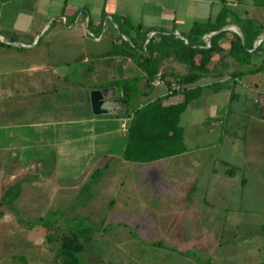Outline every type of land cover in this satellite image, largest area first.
Here are the masks:
<instances>
[{
  "label": "crops",
  "instance_id": "0c3cea01",
  "mask_svg": "<svg viewBox=\"0 0 264 264\" xmlns=\"http://www.w3.org/2000/svg\"><path fill=\"white\" fill-rule=\"evenodd\" d=\"M194 27L206 28L200 47H208L219 31L223 34L214 38L218 50L211 57V69L189 85L202 89L179 122L189 104L200 100L191 111L205 112L204 118L212 115V123L205 122L196 135L213 133L215 140L189 146L186 141L193 132L179 124L186 150L146 163L166 160L157 168L169 192L181 200L170 208L190 223L199 220L191 210L195 205L205 202L212 207L209 197L219 204L218 197L244 183L253 172L251 161L258 149L263 156L259 170H264V0H0V176L7 182L0 184V196L16 181L20 197L36 181H53L57 193L68 188L75 194L95 172L103 178L118 177L128 162L121 153L129 118L123 116L120 88L108 84L137 80L142 94L131 98L129 112L165 94L166 81L172 83V74L184 73L186 66L176 61L184 68L176 72L170 67L172 58L163 59L147 87L137 62L156 46L158 35H180L184 42L195 38ZM255 33L244 62L227 53L234 35L242 40ZM122 40L133 46L131 57L109 53ZM158 79L161 84H155ZM230 148L239 158L230 156ZM185 209L192 213H183ZM251 211L225 210L216 240L201 239L208 232L189 233L195 238L191 243L204 250L213 244L216 254L230 245L233 258L245 256L250 252L245 240L251 235ZM211 218L208 214L205 220Z\"/></svg>",
  "mask_w": 264,
  "mask_h": 264
},
{
  "label": "rangeland",
  "instance_id": "374dc122",
  "mask_svg": "<svg viewBox=\"0 0 264 264\" xmlns=\"http://www.w3.org/2000/svg\"><path fill=\"white\" fill-rule=\"evenodd\" d=\"M170 63L171 70H184L173 59ZM146 97L142 101H148ZM199 101L189 104L179 122L193 132L186 141L189 146L197 141L215 140L213 133L196 135L205 122L212 123V115L204 118L205 112L191 111ZM258 150L251 161L252 174L239 187L229 188L228 196L218 197L219 204L215 197H209L214 204L211 207L192 196L200 202L191 208L199 217L194 223L181 220L185 215H174L170 208V204H179L181 200L172 196L163 171L157 168L158 163L166 160L127 162L115 179L100 177L95 172L83 180L75 194L68 188L57 193L53 181H36L30 190L15 198L10 210L4 206L0 217V264H53L61 233L78 228L89 230V238L83 240V248L78 252L81 264H264V170H259L263 156ZM228 152L239 158L238 151L230 148ZM3 183L0 176V184ZM235 208L252 210L251 235L245 240L249 253L233 258L230 245H223L217 261L213 244L211 249L204 250L191 243L195 238L189 233L202 236L208 232L201 239L216 240L225 210ZM192 212L185 209L183 213ZM208 214L212 215L210 221L205 220Z\"/></svg>",
  "mask_w": 264,
  "mask_h": 264
},
{
  "label": "trees",
  "instance_id": "16d2710c",
  "mask_svg": "<svg viewBox=\"0 0 264 264\" xmlns=\"http://www.w3.org/2000/svg\"><path fill=\"white\" fill-rule=\"evenodd\" d=\"M217 28L219 25L215 27V29ZM204 32H206V28L194 27L192 34L195 38L186 37L187 44L179 38L172 36L166 38L158 35L156 46L151 48L147 55H141L142 58L137 62V65L145 74V86L147 87H150L151 81L156 77L163 59L171 57L186 66L184 73L172 74V83L166 81L165 94L155 97L129 112L126 107L131 98L142 94L137 87V80L128 78L108 84L120 88V99L125 108L123 116L129 118L121 153L123 160L146 163L177 155L186 150L183 143V129L179 126V116L186 105L199 96L202 87L189 85L194 83L202 73L211 69V57L218 50L214 38L223 34L222 31H219L211 37L208 47H200L203 45L200 39ZM256 34L251 37L243 35L242 40L234 35L229 42L227 53L236 61L244 62L250 55L247 49L251 47V42ZM151 42L149 39L146 46L150 47ZM132 47H130L129 41L122 40L119 45H113L109 53L131 57ZM159 77H163V75L160 73ZM211 85L212 83L208 86ZM18 193L19 182L17 181L3 190L0 196V217L4 212V206L12 208ZM88 232L89 230L84 228L62 232L54 254L53 264H81L78 252L83 248V240L89 238ZM46 238L49 239V236L46 235Z\"/></svg>",
  "mask_w": 264,
  "mask_h": 264
},
{
  "label": "water",
  "instance_id": "95a60500",
  "mask_svg": "<svg viewBox=\"0 0 264 264\" xmlns=\"http://www.w3.org/2000/svg\"><path fill=\"white\" fill-rule=\"evenodd\" d=\"M213 33H214V32H212V33H210V34L208 35V39H207V40H209L211 34H213ZM177 36H178L179 38L183 39L182 36H180V35H177ZM184 43L187 44V41L184 40ZM97 106H98V103H97L96 99L92 98V99H91V107H92L93 113H97V112H98V111H96V110H97Z\"/></svg>",
  "mask_w": 264,
  "mask_h": 264
},
{
  "label": "built area",
  "instance_id": "2783aa9c",
  "mask_svg": "<svg viewBox=\"0 0 264 264\" xmlns=\"http://www.w3.org/2000/svg\"><path fill=\"white\" fill-rule=\"evenodd\" d=\"M260 41L257 39L256 41H255V43H259ZM206 45H207V43H206ZM155 84H161L160 83V80L158 79V80H155ZM121 128H123V129H125V124L124 123H121Z\"/></svg>",
  "mask_w": 264,
  "mask_h": 264
}]
</instances>
